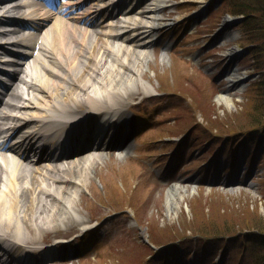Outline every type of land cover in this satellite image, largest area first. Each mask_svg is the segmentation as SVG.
Segmentation results:
<instances>
[{
  "label": "rangeland",
  "instance_id": "1",
  "mask_svg": "<svg viewBox=\"0 0 264 264\" xmlns=\"http://www.w3.org/2000/svg\"><path fill=\"white\" fill-rule=\"evenodd\" d=\"M188 1L193 6L201 0ZM185 9V6L180 8L181 11ZM157 34L162 35L164 40L167 36L163 30ZM187 39L186 35L180 39L186 47L183 53L179 54L176 50L171 53L168 50L165 53L169 57L164 56L162 60L156 47L152 51L153 57L146 63L143 75L144 81H149L156 89L180 93L183 96L182 103L179 95L165 93L160 102L154 99L142 106L135 105L139 111L149 113L148 120L153 123L136 136L134 147L130 145L129 154L133 156L118 157L116 152H106L105 158L95 164L92 175H86V188L80 191L76 203L81 208L78 207L81 217L88 218L91 223L98 220V223L87 226L86 231H91L83 238L80 236L82 230L75 225L68 229H64L65 225H58L57 228L49 226L40 232L38 242L69 236L80 239L81 254L58 260L54 264H149L151 259L150 264H179L182 253L186 264L263 263L260 258L250 261L249 244L245 255H241L240 248H236L233 253L225 254L223 261L221 252L227 234L240 236L246 232L264 231V177L261 178V186L258 182L260 178L254 181V171L250 169H253L251 157L256 150H247L254 147L264 154V146H258V138L254 135L244 136L247 142L240 137L251 122H260L264 112L253 104L246 106L244 103H247V99L241 94L236 96L234 92L227 95L230 100L228 106L217 101L215 96L226 87L220 77L222 65L216 67L213 64L222 58L221 48L217 47L208 53V58L201 61L203 65L192 61L189 64L188 60L193 57L190 53L192 48L202 41ZM240 41V38L227 41L222 51L235 43L238 45ZM199 54L205 55L202 52ZM246 61L249 63L245 59L242 66H246ZM209 79L214 83H209ZM133 90L137 92L134 98H139L141 95L138 92L142 90L140 86L137 85ZM199 128H204L208 133L210 129L213 130L218 141L211 143L208 148L198 146L202 139ZM182 130H190V138L184 143L178 142L180 148L177 151L173 148L177 154L176 165L172 163L174 158L171 155L167 167L172 176L163 182L158 175L150 172L144 164L145 159L151 161L154 159L152 156L161 154L164 148L167 151L174 143L168 141L169 137ZM193 130L196 132L193 133ZM192 134L197 136L195 141L191 139ZM214 144L217 151H214ZM220 150L226 152L218 160L215 156ZM207 151L210 155L214 154L213 160H217L216 163L209 158V163L211 160L213 164L211 169L209 164L206 167V160L210 156L206 157ZM235 152L249 158L250 166L246 165L245 176L250 173L249 182L254 181L253 186L244 183L239 187H229L225 181L220 183L222 171ZM262 166L264 173V164L260 161V171ZM175 183L182 185L185 194L176 209L177 214L167 216L166 195L169 187ZM30 231L34 232L31 228ZM213 235L220 239L212 241ZM33 236L29 235V238ZM182 237L185 240L177 244L178 247H172L173 241ZM239 239L236 237L234 243ZM153 245L155 248L166 245L173 252L170 257L159 256L161 253H153L157 252L151 247ZM152 255V258L147 259Z\"/></svg>",
  "mask_w": 264,
  "mask_h": 264
},
{
  "label": "bare ground",
  "instance_id": "2",
  "mask_svg": "<svg viewBox=\"0 0 264 264\" xmlns=\"http://www.w3.org/2000/svg\"><path fill=\"white\" fill-rule=\"evenodd\" d=\"M81 1L68 3L66 17L39 14L40 9L23 15L20 10L23 4L17 7L13 0L10 1L12 5L0 3V9H7L0 12V29L5 31L0 36L1 40L8 41L11 34L18 33L15 30L8 32L10 25L7 22L14 21L8 19L10 11L18 14L15 21L32 26L33 30L42 26L35 46L27 51L30 60H27L26 68L24 64L11 66L22 76L16 78L9 89L11 98L5 103L6 112L0 117L1 126L11 132L15 131L13 121L22 122L25 128L17 149L10 156L0 158L2 236L3 233H11L12 238L18 239L24 234L27 236L30 228L42 232L49 226L86 225L87 221L78 216L80 207L76 201L79 192L86 188V175L94 171V165L102 161L104 155L87 154L63 165L51 163L36 167L33 162L23 159L24 143L27 141L28 145L42 133L45 136L50 132H68V122L78 119V115L87 114L80 112L89 106L116 107L117 103H129L128 100L136 94L133 89L137 85L148 90L141 81L144 67L150 60L149 52L145 51L147 48L141 39L132 35L137 36L147 27L161 26L164 22L160 13L163 0L157 1L160 6L156 1H150L139 14L130 11L119 13L123 15L120 17L122 21L115 22L112 17L105 26L92 27V30L82 23L83 18L89 15L86 11L73 14ZM31 8V5L23 6V9ZM25 34L21 38L28 45L31 35ZM144 41L150 45L152 39ZM234 51L233 48L229 52ZM218 101L227 106L230 104L228 96L219 95ZM120 112L122 119L125 114L121 107ZM87 123L84 129L93 124L95 130H99L91 120ZM78 127L72 128L74 137L67 139L69 146L90 138L89 130L75 136ZM181 186L174 184L168 189L167 216L177 214L176 209L185 194Z\"/></svg>",
  "mask_w": 264,
  "mask_h": 264
},
{
  "label": "trees",
  "instance_id": "3",
  "mask_svg": "<svg viewBox=\"0 0 264 264\" xmlns=\"http://www.w3.org/2000/svg\"><path fill=\"white\" fill-rule=\"evenodd\" d=\"M232 13L246 15V19L242 24V30L247 40H251L254 43H264V41H262V39H264V0H248L245 4L237 3L232 8ZM262 62V60H259V57L255 59V65L257 63V65L260 66ZM254 91V86L248 91V96L250 98L253 96L252 92ZM244 104L246 106H248V104H253L254 106L260 107L261 112H264V104H258V102L253 100Z\"/></svg>",
  "mask_w": 264,
  "mask_h": 264
}]
</instances>
